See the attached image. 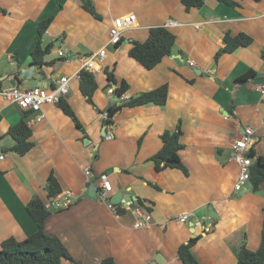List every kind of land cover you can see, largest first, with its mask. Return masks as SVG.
<instances>
[{
  "label": "crops",
  "instance_id": "obj_1",
  "mask_svg": "<svg viewBox=\"0 0 264 264\" xmlns=\"http://www.w3.org/2000/svg\"><path fill=\"white\" fill-rule=\"evenodd\" d=\"M102 19L83 8L82 0H0L1 87L49 86L51 75L69 76L66 100L84 131L58 106H43L45 119L29 126L33 149L20 156L11 148L16 140L9 129L33 113L0 96V247L9 238L25 240L36 231L27 211L28 202L48 199L51 175L62 191L72 190L79 199L68 209L53 211L45 231L58 236L75 262L62 264H183L178 249L196 239L192 253L200 264H237L242 247L257 251L264 224V187L235 191L240 172L232 160L233 144L247 127L254 130L253 149L264 156V0H243L231 7L219 0H205L202 8L186 11L182 0H92ZM134 14L122 42L107 47V57L95 74L98 90L93 106L80 90L78 55H90L107 46L109 29L117 17ZM53 20L43 37L52 45L43 70L22 78L32 64L31 53L39 39L38 25ZM169 21L177 24L168 26ZM166 27L176 35V45L152 70L129 56L133 41L145 42L154 27ZM227 33L249 35L253 42L233 53L216 55ZM63 47L67 57L60 59ZM195 63L191 66L189 62ZM113 73L119 87L126 81L129 98L169 86L166 105L125 107L113 117V128L104 124L105 113L117 102L108 94ZM253 70L255 77L238 79ZM128 98V99H129ZM181 123L184 147L180 157L188 174L180 169L156 170L151 158L162 148L161 135ZM28 125V124H27ZM111 132L112 139H106ZM98 177L109 174L113 195L133 196L122 215L115 214L90 194L84 167ZM251 186V185H250ZM143 204H139V201ZM137 209V211H136ZM150 209V211H149ZM141 213H150V228L136 229ZM193 214L189 223L175 219ZM199 224H196V223Z\"/></svg>",
  "mask_w": 264,
  "mask_h": 264
},
{
  "label": "trees",
  "instance_id": "obj_2",
  "mask_svg": "<svg viewBox=\"0 0 264 264\" xmlns=\"http://www.w3.org/2000/svg\"><path fill=\"white\" fill-rule=\"evenodd\" d=\"M231 7H240L243 0H219ZM260 1V0H255ZM83 8L89 12L95 19L101 20V15L96 11L92 0H82ZM186 11L202 8L205 0H182ZM5 13L4 9H0ZM53 17L43 20L38 25L39 39L31 53L32 64L43 70L44 67L51 66L53 63L46 62L45 57L52 51V45L43 46V37L49 28ZM176 35L166 27H154L149 31V36L145 42L133 41L129 50V56L135 59L146 70H152L162 60L170 56L176 45ZM253 39L245 34L239 33L235 36L227 33L223 39L222 47L216 55L218 60L223 54L233 53L242 47H248ZM106 74L110 81L109 87L116 85V79L113 73L106 70ZM256 73L249 70L242 75L238 81L246 82L251 77H255ZM80 90L87 102L96 107L94 103V95L98 90V84L95 74L82 69L79 72ZM1 88V82H0ZM130 88V85L123 81L119 87L115 88V97L117 102L107 110L108 116L104 119L105 126L114 124L113 117L125 107H140L148 104L164 106L169 96V86L164 84L154 90L143 92L135 97L127 100H121V96ZM59 108L71 118L74 124L81 131L84 128L79 121L75 111L66 100L62 98L58 103ZM31 113V112H30ZM15 140V145L11 148L20 156L27 155L35 146L31 140L33 133L26 121L22 119L16 125L12 126L8 132ZM183 130L179 122L174 131H165L161 135L163 142L162 148L155 154L151 161L154 163L156 170L162 171L167 168L180 169L188 174L187 168L183 164L180 151L184 147L181 143ZM252 158L251 166V188L254 192H259L264 187V156L257 155L252 148L249 153ZM48 198L56 196L62 192L61 186L54 175H51L49 181ZM139 204L143 202L139 201ZM27 211L36 223V231L28 236L25 240L19 241L15 238H9L4 241L0 247V264H62L63 260L75 262L68 248L58 236H51L45 231L46 221L51 211L45 208V201L39 197L32 198L27 204ZM125 209H119V214L125 213ZM150 211V209H149ZM196 243V239H191L182 244L178 249V257L183 264H200L192 253V247ZM105 264H116L112 259H107ZM237 264H264V224L261 235V245L257 251H250L246 247H242Z\"/></svg>",
  "mask_w": 264,
  "mask_h": 264
},
{
  "label": "built area",
  "instance_id": "obj_3",
  "mask_svg": "<svg viewBox=\"0 0 264 264\" xmlns=\"http://www.w3.org/2000/svg\"><path fill=\"white\" fill-rule=\"evenodd\" d=\"M136 17L134 14L129 15L128 17H117L114 18L109 29V40L107 46L101 48L96 52H92L90 55H78L82 69L95 73L96 70L100 69L101 65L107 57V47L108 46H118L123 39V33L127 27H131L135 24ZM177 23L174 21H169L168 26H174ZM57 56L60 59L66 58L67 51L65 48L61 47ZM191 66H195V63L190 61ZM69 82L70 77L51 75L50 85L49 86H36L32 88H21L19 86L10 85L8 87L0 88V96L6 101L16 104L25 111H30L33 113V119L28 121V126H32L34 123H39L45 119V114L43 113V106L47 104H58L62 98L67 96L69 93ZM257 91L264 94V83L256 85ZM108 94H115V87L108 88ZM129 97L127 94L121 96V100H127ZM108 116L105 113V118ZM112 126H107V129H112ZM106 139H112V134L109 132ZM254 140V130L251 127H247L244 130V134L234 142L233 144V156L232 160L235 161L240 168V172L235 184V191L241 192L244 189H248L251 185V166L252 158L249 156L250 151L253 148ZM5 158L4 154H1L0 160ZM84 175L87 186H91L95 189L97 197L105 202L109 209H111L115 214H119V209H125L129 203L125 199H121L119 204H113L110 200V194L113 192V185L109 179V174L104 173L98 177V185H94L93 178L94 172L92 167H84ZM79 197L75 193L68 189L64 190L61 193L48 198L45 201V208L51 212L61 211L70 208ZM137 211V209H136ZM193 214L184 213L178 216L175 220L181 224L189 223L190 218ZM153 224V218L150 213H141V218L138 220L134 227L136 229L150 228ZM196 224H199L198 222Z\"/></svg>",
  "mask_w": 264,
  "mask_h": 264
},
{
  "label": "water",
  "instance_id": "obj_4",
  "mask_svg": "<svg viewBox=\"0 0 264 264\" xmlns=\"http://www.w3.org/2000/svg\"><path fill=\"white\" fill-rule=\"evenodd\" d=\"M34 69H35V66L32 65L29 69L22 70V78L24 80H27L29 77H31L33 75ZM114 171H116V169H110V170H108V173H113ZM250 188H251V186H250ZM89 192L94 197L97 196V193H96V191H95V189L93 187L89 188ZM122 198H124V194L122 192L117 193V194L113 195V197L111 199V203L117 205V204H119L121 202ZM127 200L133 202L134 197L133 196L126 197V201ZM159 263L161 264L160 260H159Z\"/></svg>",
  "mask_w": 264,
  "mask_h": 264
},
{
  "label": "rangeland",
  "instance_id": "obj_5",
  "mask_svg": "<svg viewBox=\"0 0 264 264\" xmlns=\"http://www.w3.org/2000/svg\"><path fill=\"white\" fill-rule=\"evenodd\" d=\"M31 85L32 86H34V87H36L37 85L34 83V82H31Z\"/></svg>",
  "mask_w": 264,
  "mask_h": 264
}]
</instances>
